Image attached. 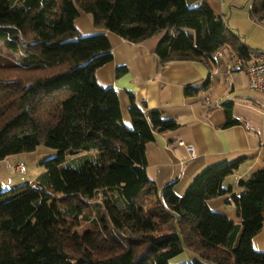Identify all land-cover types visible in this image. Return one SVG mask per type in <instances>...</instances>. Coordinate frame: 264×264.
Listing matches in <instances>:
<instances>
[{
    "label": "trees",
    "instance_id": "obj_1",
    "mask_svg": "<svg viewBox=\"0 0 264 264\" xmlns=\"http://www.w3.org/2000/svg\"><path fill=\"white\" fill-rule=\"evenodd\" d=\"M79 11L96 28L130 42L163 33L155 50L162 64L214 66L218 50L228 51L230 60L251 50L205 1L0 0V40L15 61L0 64V159L41 143L58 149L40 163L39 182L0 186V264H169L184 249L213 264H264V251L251 244L264 222V166L239 180V194L222 182L242 159L204 167L182 194L169 182L160 197L146 172V145L179 124L156 109L144 113L132 95L131 128L121 124L116 90L96 80V70L112 59L111 42L104 33L80 34ZM249 14L263 21L264 0H252ZM124 71L119 67L117 74ZM224 112L225 126L239 122L231 103ZM91 151L99 153L98 162L61 166L67 156ZM114 190L119 203L109 198ZM228 192L240 224L208 205ZM99 193L105 209L79 233L77 214L67 218L59 206L80 212Z\"/></svg>",
    "mask_w": 264,
    "mask_h": 264
},
{
    "label": "crops",
    "instance_id": "obj_2",
    "mask_svg": "<svg viewBox=\"0 0 264 264\" xmlns=\"http://www.w3.org/2000/svg\"><path fill=\"white\" fill-rule=\"evenodd\" d=\"M185 1L189 6L205 1L223 19L226 8L232 18L233 11L243 2ZM234 23L245 46L264 49V20H253L247 9ZM74 25L82 35L104 33L109 37L112 59L96 70V80L102 87L116 90L121 121L128 114L129 96L132 95L144 113L156 109L164 118L174 119L179 124L176 129L155 133L154 141L146 145V172L157 185L174 182L175 191L182 194L204 167L242 159L238 168L222 182L223 188H231L232 194H239L242 191L239 180L246 179L252 171L264 166V94L249 89L245 73L238 70L226 73L225 66L232 55L225 57L223 54L214 66L185 60L162 64L155 50L163 33L138 43L130 42L106 29L96 28L91 17L83 11H79ZM119 67H125L126 71L117 74ZM205 82H208L206 88L199 92L185 93L186 87H200ZM225 103H231L232 115L239 120L238 123L225 126ZM236 106L247 111L244 115H235ZM180 140L194 145V157H188L178 143ZM232 194L228 192L211 198L208 205L211 210L240 224ZM251 244L254 250L264 251V222L252 237Z\"/></svg>",
    "mask_w": 264,
    "mask_h": 264
},
{
    "label": "rangeland",
    "instance_id": "obj_3",
    "mask_svg": "<svg viewBox=\"0 0 264 264\" xmlns=\"http://www.w3.org/2000/svg\"><path fill=\"white\" fill-rule=\"evenodd\" d=\"M241 2V1H240ZM252 4V0H243L240 3V6L233 11V16L231 18L230 11L228 8L225 9L224 19L227 21V25L229 26L230 31L237 35L240 38V41H243V36L238 34L237 27L234 25V21L236 19H240L242 14H245L247 9L250 13V5ZM249 5V6H248ZM249 7V8H248ZM232 19V20H231ZM248 24L247 21L244 22ZM263 50V48H253ZM225 57H229V53L226 50H222ZM15 62L6 50L4 45V40H0V64H11ZM245 108H238L234 111L235 115H244ZM128 114H125L123 121L121 124L125 128H131V123L129 120ZM58 154V149L54 147L45 146L42 143L37 145L34 150L31 151H22L18 153H14L6 156L3 159H0V186L2 189L14 188L17 186L24 185L26 183H36L42 179V175L44 173L43 167L40 163L47 159L54 157ZM99 161V153L94 151L93 153L87 154L85 156H67L66 159L61 163V166L66 168H74L78 169L83 166L86 162H98ZM20 165V166H19ZM19 167V168H17ZM164 186L161 184L158 185V194L161 197ZM117 191H109V198L114 200L116 203H119V199L116 200L115 196H117ZM103 194L99 193L96 196V199H90L86 204H82L84 208L82 211H71L70 204H61L59 207L62 211H64L67 218L74 217L77 214L80 223L77 226V230L79 233H83L86 230H89L91 227L90 220L97 219L99 215L103 212L104 203H103ZM193 260H199L206 264H213L209 261L203 260L198 254L193 253L187 249L169 260V264H181Z\"/></svg>",
    "mask_w": 264,
    "mask_h": 264
},
{
    "label": "built area",
    "instance_id": "obj_4",
    "mask_svg": "<svg viewBox=\"0 0 264 264\" xmlns=\"http://www.w3.org/2000/svg\"><path fill=\"white\" fill-rule=\"evenodd\" d=\"M214 58L220 61L223 58V51L218 50ZM234 70L241 71L247 75L251 91H258L264 94V49H251L245 57H234L233 60L226 64L225 71L229 74ZM178 143L183 146V150L188 157L192 158L195 156L194 145L185 143L183 140Z\"/></svg>",
    "mask_w": 264,
    "mask_h": 264
}]
</instances>
